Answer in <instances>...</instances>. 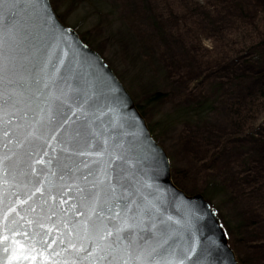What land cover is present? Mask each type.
<instances>
[{
	"label": "water",
	"instance_id": "1",
	"mask_svg": "<svg viewBox=\"0 0 264 264\" xmlns=\"http://www.w3.org/2000/svg\"><path fill=\"white\" fill-rule=\"evenodd\" d=\"M13 2L11 13L0 9L16 21L0 26L9 69L0 80V264H108L97 245H114L115 234L100 238L129 201L149 210L145 221L176 261L201 264L211 253L212 264H240L208 200L174 183L167 152L108 63L50 0Z\"/></svg>",
	"mask_w": 264,
	"mask_h": 264
},
{
	"label": "rangeland",
	"instance_id": "2",
	"mask_svg": "<svg viewBox=\"0 0 264 264\" xmlns=\"http://www.w3.org/2000/svg\"><path fill=\"white\" fill-rule=\"evenodd\" d=\"M50 1L63 22L108 63L135 102L142 103L155 89L169 94L161 107L153 108L155 121L161 120V110L195 103L208 94L209 86L201 91L199 74L228 83L221 93L223 103L208 121L160 127L157 142L185 172L179 183L187 194H202L212 172L227 179L232 194L225 192L217 202L234 224L251 223L248 231L242 230L239 251L248 264H264V249L254 248L264 244V188L255 186L263 147L246 146L244 136L230 126L227 111L246 94L245 82L233 86L232 80L264 67V58L262 63L238 64L233 54L263 38L264 0H108L115 10L111 22L102 19V0Z\"/></svg>",
	"mask_w": 264,
	"mask_h": 264
},
{
	"label": "trees",
	"instance_id": "3",
	"mask_svg": "<svg viewBox=\"0 0 264 264\" xmlns=\"http://www.w3.org/2000/svg\"><path fill=\"white\" fill-rule=\"evenodd\" d=\"M101 7L102 19L105 20L104 22H111L115 17V10L110 6L109 1L102 0ZM61 21L63 22L62 19ZM81 39L88 44L84 37H81ZM233 54L235 55L234 62L238 64L247 63L252 65L254 62L262 63L264 58V36L259 42L250 41L242 48L234 49ZM211 77L212 74H208V76L205 75L204 78H201L200 74L197 76V79L200 80L199 84L201 86V91L204 90L206 86L210 87L208 94L202 96L195 103L186 105L181 104L173 110H161L159 117L161 120L159 121L153 119V108L157 106L161 107L160 104L169 99V94L166 91L161 89L152 90L146 95L147 98L145 101L142 103L136 102L141 114L147 119L149 128L156 141L159 142L162 138L160 127L177 129L179 126L183 125L199 126L208 121L213 114H215L219 105L223 103L221 93L228 83H225L222 80L212 81ZM232 81L234 82L233 86L236 85V81H240V83H243L242 81H244V90L246 91V94L228 105L227 111L231 122L230 126L236 128V132L244 136L246 146L252 144L258 147H263L259 152L261 166L257 169L260 173V178L257 180L255 186L258 188H264V67L261 71L253 70V72L247 74L245 78H235ZM149 116L152 119H149ZM170 159L172 164L173 181L180 189L184 190L179 183V178H181V174L184 175L185 172L180 168L175 167L176 164L171 155ZM248 171L249 170H247V172ZM250 173L252 172L250 171ZM225 192L229 195L232 194L227 179L222 178L214 172L208 176L205 185L201 190V193L219 216L228 234L230 245L236 251L238 261L240 264H248V259L245 254L239 251V246L243 242L242 230L246 229V231H248L251 228V223L249 224L248 222V224H246L239 222L238 224H234L227 218V216L223 215L220 206L221 202H217V199L219 200ZM254 248L259 251L264 249V244L255 246Z\"/></svg>",
	"mask_w": 264,
	"mask_h": 264
},
{
	"label": "snow or ice",
	"instance_id": "4",
	"mask_svg": "<svg viewBox=\"0 0 264 264\" xmlns=\"http://www.w3.org/2000/svg\"><path fill=\"white\" fill-rule=\"evenodd\" d=\"M17 5L13 2L11 4L6 3V0H0V9H8V13H11ZM9 22L14 26L16 21L14 15L9 21L8 14L0 11V26H6ZM55 55V53H51ZM62 64L63 61L61 60ZM9 69H6L2 60H0V80L3 79V75ZM69 109H72V105H68ZM79 111H83V105H80ZM73 111V115H75ZM83 155V153H81ZM119 158V157H117ZM43 163V161H40ZM39 191V189H38ZM114 193L115 189H111ZM115 211L111 219L117 221L113 231H106L104 235L100 238L102 240H107L109 237L115 234L116 240L114 245H110L107 248H97L100 252L105 253L102 259H107L108 264H183V260L176 261L174 259L173 253L169 252L165 248L167 240L157 241V224L155 222L149 225L145 221V215H149V210L141 209L135 201H129L126 203H117ZM152 209L159 212V208L155 204L152 205ZM111 212L112 209L110 208ZM168 219H171L170 217ZM4 239H7L5 237ZM153 241H156L153 243ZM18 243V242H14ZM23 245L20 248L23 249ZM84 251L83 248L80 249ZM5 251H8L5 249ZM190 252H194L195 248L189 249ZM15 254V252H14ZM91 255V253H89ZM211 253H207L205 260L201 264H212L210 259ZM34 259V257H31ZM187 258V256L185 257Z\"/></svg>",
	"mask_w": 264,
	"mask_h": 264
}]
</instances>
